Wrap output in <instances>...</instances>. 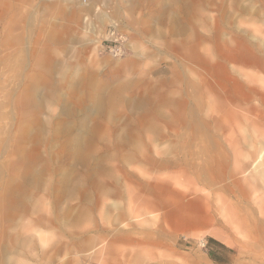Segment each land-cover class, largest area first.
Listing matches in <instances>:
<instances>
[{"label":"rangeland","instance_id":"rangeland-1","mask_svg":"<svg viewBox=\"0 0 264 264\" xmlns=\"http://www.w3.org/2000/svg\"><path fill=\"white\" fill-rule=\"evenodd\" d=\"M197 1L198 21L186 16ZM111 28L129 37L123 58L100 51ZM198 35L195 51L171 49ZM219 37L245 53L244 65L222 60ZM0 85V124H10L0 138V195L21 183L8 154L25 131L43 140L24 153L45 144L52 153L39 186L20 187L28 206L0 212V264H264L253 225H264V0H0ZM154 89L168 99L162 114L139 96ZM145 108L153 120L143 121ZM179 158L197 169L160 165ZM63 183L81 190L60 193ZM197 198L219 223L231 209L255 229L221 234L173 215Z\"/></svg>","mask_w":264,"mask_h":264},{"label":"bare ground","instance_id":"bare-ground-1","mask_svg":"<svg viewBox=\"0 0 264 264\" xmlns=\"http://www.w3.org/2000/svg\"><path fill=\"white\" fill-rule=\"evenodd\" d=\"M200 6V4H199ZM203 6V5H202ZM203 10V9H202ZM193 11V10H192ZM189 15V14H188ZM200 15V13H199ZM202 23V22H201ZM205 24H207L206 22H203ZM205 26V25H204ZM207 28V27H206ZM203 36V35H202ZM228 43V42H227ZM223 42V38L219 37L217 42H216V52L219 54V56L222 58V60L225 63L231 62L232 60H236L237 58H241L242 60L244 59V52H241V54L239 55V57H236L234 53H232V51L230 50L228 44ZM244 51L246 50V44L245 43H241ZM240 60V59H239ZM223 72H226V69L223 68ZM178 77V75L176 73L172 74L170 76V79L168 81V83L174 79H176ZM161 83H164V80H160ZM1 86V85H0ZM50 86V85H49ZM42 88V87H41ZM47 88V87H45ZM44 88V90H45ZM117 93L119 92V88L116 89ZM56 91V90H55ZM95 92V91H94ZM4 94V93H3ZM140 98L142 99L143 103L148 106L150 104H154L156 106L159 107H155L154 106V112H156V114L159 112L161 113V109L166 107V103L168 102V99L165 98L164 95L159 94L158 91L154 90H150L147 93H142L139 95ZM154 98H157L156 101H154ZM6 99V98H5ZM10 99V98H9ZM19 99V98H18ZM109 105L110 103L113 102V98L109 97ZM139 100V99H138ZM83 103V101H81ZM78 102L79 105H81L82 103ZM99 103V102H98ZM157 103V104H156ZM175 105L173 108V116L174 119H170L171 123H175L178 119V110L181 108V103L182 100L181 98L176 99L175 101ZM20 104V103H19ZM37 106V105H36ZM35 107V106H34ZM98 110L101 111L102 106L100 104H98ZM38 109V108H37ZM36 109V110H37ZM79 109V108H78ZM37 113V112H36ZM145 115H143V121L144 119H150L152 118L150 116L151 110H147L145 108ZM2 114V113H1ZM162 114V113H161ZM161 116V115H160ZM159 116V117H160ZM163 116V115H162ZM39 117V116H38ZM156 119H159L158 117H156ZM165 119V118H164ZM39 120V119H38ZM153 120V118H152ZM9 120L6 121V123H1L0 124V138L5 136V134L7 133V130L10 126ZM175 121V122H172ZM147 122V121H146ZM37 122L33 120V125L36 124ZM148 125H150V122H147ZM154 123V122H153ZM169 123V124H171ZM153 125V124H152ZM155 126V125H154ZM150 127V126H149ZM36 129V128H35ZM132 129V128H131ZM34 129H31V131ZM127 130V129H125ZM134 130V129H132ZM137 131V130H136ZM126 133H128L126 131ZM130 133V130H129ZM29 134L30 136H28L29 138H27V135ZM131 134V133H130ZM138 134V132H137ZM24 135H26V137H21L18 140V146L15 145V149L12 150V152H9V156L12 155L14 153V156L16 157V161L15 163H13V172L18 173L17 171L20 170L22 171V175L19 176L21 183H14V185L9 184L7 188H5V192L4 194L0 195V212L2 211H7L6 209H24L26 208L28 205L25 202L26 199H24L23 194H21L20 190H21V185L24 183L25 185H34V187H38L39 183L41 181V178L43 177V175L45 174L46 170V165L48 160L47 158H52V153L49 152L48 149H51L50 145H44L43 149H45V151L39 150L38 148H34L30 153H24L23 151V146L29 141L31 142V144H38L40 141L43 140L42 138V133L40 130H34L32 133H28L25 131ZM91 136V135H90ZM134 136H135V131H134ZM137 136V135H136ZM76 137V136H75ZM138 137V136H137ZM136 137V138H137ZM16 138V137H15ZM131 138V137H130ZM139 138H141V136H139ZM138 139V138H137ZM71 140V139H70ZM139 140V139H138ZM49 141V140H48ZM78 141V137L76 139H74V143L76 144V142ZM44 142L47 143V141L44 140ZM72 142V141H71ZM129 142V141H128ZM140 142V141H139ZM142 142V141H141ZM43 143V142H42ZM40 145V144H38ZM54 145V144H53ZM143 145V143H142ZM26 146V145H25ZM117 147V146H116ZM145 147V146H142ZM67 149V148H66ZM145 149V148H144ZM119 150V149H118ZM141 150V149H140ZM74 151V150H72ZM150 151V150H149ZM28 152V151H27ZM144 152V151H143ZM182 153V151H181ZM144 154V153H143ZM146 156H149L148 153V149L146 148V152H145ZM180 154V153H179ZM183 154V153H182ZM7 155V156H8ZM195 157V156H194ZM133 158V156H129L127 160L131 161V159ZM177 158V157H176ZM187 158V157H186ZM180 159V158H179ZM154 161V160H153ZM38 162L39 167L36 168L35 164ZM161 162V161H160ZM193 162V161H192ZM50 163V162H49ZM163 164H160L163 167H176L178 165L181 164V168H185V169H190V170H195L197 169L196 165L194 163H191L189 161H186L184 159H180V161L177 162H172L171 160L167 161L164 160V162H162ZM52 164V163H51ZM158 165V164H157ZM159 165V166H160ZM183 166V167H182ZM171 169V168H170ZM11 170V169H9ZM201 171V170H200ZM66 172H68V170H66ZM66 172L64 174H66ZM185 171H183L184 173ZM15 173H13V175H10V177L14 178L16 175ZM180 173V172H179ZM182 173V171H181ZM180 173V174H181ZM48 175V174H47ZM57 175V174H56ZM85 175V172L84 174ZM182 175V174H181ZM198 176H196V178H199L201 176V173H197ZM7 177V176H6ZM181 177V176H180ZM183 177V176H182ZM126 179V178H125ZM11 180V179H10ZM49 180V179H48ZM67 181V180H66ZM65 181V182H66ZM128 181V180H127ZM126 181V182H127ZM191 181V180H190ZM48 182V181H47ZM57 182V181H55ZM84 182L86 183V180H84ZM110 182V181H109ZM129 182V181H128ZM128 182L126 184H128ZM142 182V181H141ZM6 183V182H5ZM60 183V182H59ZM62 183V182H61ZM125 184V183H124ZM138 184V183H137ZM65 184L63 183V185L59 184V190L60 193H64L67 194L68 192L70 193L72 190H81L79 185H75L73 187V189H69L66 186V192L64 190H62L63 186ZM130 185V184H129ZM126 185V186H129ZM3 186V185H2ZM45 186V185H43ZM115 186V185H114ZM124 186V185H123ZM4 187V186H3ZM22 187L24 188L25 186L22 185ZM31 187V186H30ZM50 187V186H49ZM143 188H145L143 186ZM3 189V188H2ZM43 189V188H42ZM64 189V188H63ZM53 190V189H52ZM68 191V192H67ZM53 192V191H52ZM59 192V191H57ZM6 193V194H5ZM24 193V192H22ZM28 194V193H27ZM29 195V194H28ZM48 195V194H47ZM56 195V194H54ZM192 195V194H191ZM190 195V196H191ZM182 196V194L180 195ZM188 196V195H187ZM201 196V195H200ZM189 197V196H188ZM32 198V197H31ZM59 198V197H58ZM164 200V199H163ZM197 205L195 207H192L191 204L188 203H181V205H179L176 210H174L172 213L174 216H176L178 219H180L182 222L189 224L190 226L193 225H199V226H205V227H217L218 229V233L221 234H225L228 233L230 231V227H232L233 225H238L240 228H242V232H244L245 234H247L248 236L252 234L253 229L257 228L258 226L261 228L262 233L264 235V225L263 224H258V222H253L254 227L249 226V222H248V217L245 214L239 213V212H235L232 211L230 209V211L227 212V221L226 223H219V221L217 220L215 213L212 211L211 206H210V202L208 203L207 201L203 200L202 198H197ZM166 202V201H165ZM176 202V201H175ZM172 203V202H171ZM174 203V202H173ZM172 203V205H173ZM179 203V202H178ZM171 205V204H170ZM175 205V204H174ZM177 205V203H176ZM160 206L162 208H164L165 206L167 207L166 203H163V201H160ZM171 207V206H169ZM173 207V206H172ZM168 208V207H167ZM172 210V209H171ZM4 211V212H5ZM169 211V210H168ZM171 212V211H170ZM19 214V213H18ZM16 214V215H18ZM1 215V214H0ZM3 215V214H2ZM12 215V214H11ZM18 217V216H17ZM25 218V216H24ZM15 219V218H14ZM13 220V219H12ZM256 221V220H255ZM5 222V221H4ZM233 226V227H234ZM3 228V227H2ZM1 229V228H0ZM214 234H218L217 232H213ZM148 240L146 241L148 244H156L157 240H154V242H152V238L150 239L149 236H147Z\"/></svg>","mask_w":264,"mask_h":264},{"label":"built area","instance_id":"built-area-1","mask_svg":"<svg viewBox=\"0 0 264 264\" xmlns=\"http://www.w3.org/2000/svg\"><path fill=\"white\" fill-rule=\"evenodd\" d=\"M130 48V40L126 33L111 28L106 34V39L101 43L100 51L109 56L120 59L125 57Z\"/></svg>","mask_w":264,"mask_h":264},{"label":"crops","instance_id":"crops-1","mask_svg":"<svg viewBox=\"0 0 264 264\" xmlns=\"http://www.w3.org/2000/svg\"><path fill=\"white\" fill-rule=\"evenodd\" d=\"M199 4H200V6H199ZM203 5V1H197V2H195L192 6H189V10H187V12H186V16H187V18H192V16H194V17H197V21L199 20V16H198V14L200 13V9L202 10V6ZM193 10V11H192ZM189 14V15H188ZM186 18V19H187ZM190 19H188V20H190ZM190 22V21H189ZM192 24L190 23V26H191ZM193 26V25H192ZM198 37H200L199 35L197 36V40H195L194 42L193 41H182V42H180L179 44L177 43V44H175L173 47H171V49H174V50H179L180 48H183L185 45H187V48L188 49H190L191 51H195L197 48H198V45H202L203 44V39H201V41L200 40H198ZM195 53V52H194ZM235 54V53H234ZM241 54V52L240 53H238V55H236L235 54V56L236 57H239V55ZM197 58H199V61L200 62H202V64L203 65H205V66H208L209 67V64L207 63V61L205 60V59H203V58H201V57H197ZM240 59V60H239ZM247 61V60H246ZM246 61L244 62V61H242V59L241 58H237L236 60H232L231 62H238V63H242L243 65L246 63ZM230 63V62H229ZM218 64V63H217ZM217 67H218V65H217ZM180 77V76H179ZM174 80H176V79H174ZM168 82H165L164 84H167ZM170 84L172 83L171 81L169 82ZM183 92H185V93H187L188 95L190 94V95H192L193 96V89H188L187 87H186V89L185 90H183ZM195 98L196 97H193V99H192V101L193 100H195ZM196 102H198L197 101V99H196ZM197 109H198V104H197ZM196 110V109H195ZM42 225V224H41ZM221 258V257H220Z\"/></svg>","mask_w":264,"mask_h":264},{"label":"trees","instance_id":"trees-1","mask_svg":"<svg viewBox=\"0 0 264 264\" xmlns=\"http://www.w3.org/2000/svg\"><path fill=\"white\" fill-rule=\"evenodd\" d=\"M209 243L213 244V245H216V246H219V247H222V245H220L219 243H217L216 241H214L213 239H209Z\"/></svg>","mask_w":264,"mask_h":264}]
</instances>
